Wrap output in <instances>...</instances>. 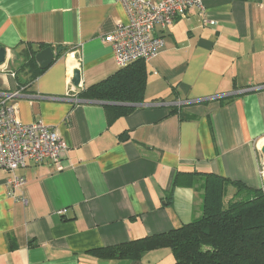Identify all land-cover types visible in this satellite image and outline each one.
<instances>
[{
	"label": "crops",
	"instance_id": "1",
	"mask_svg": "<svg viewBox=\"0 0 264 264\" xmlns=\"http://www.w3.org/2000/svg\"><path fill=\"white\" fill-rule=\"evenodd\" d=\"M126 22L116 0H0V98L17 93L19 120H41L66 145L60 169H16L20 188L0 169V264H173L168 247L138 259L97 250L198 218L201 173L264 187V0H204L156 28L164 45L142 62V103L109 120L81 93L119 70L104 37ZM41 44L52 63L34 79L17 72Z\"/></svg>",
	"mask_w": 264,
	"mask_h": 264
},
{
	"label": "trees",
	"instance_id": "2",
	"mask_svg": "<svg viewBox=\"0 0 264 264\" xmlns=\"http://www.w3.org/2000/svg\"><path fill=\"white\" fill-rule=\"evenodd\" d=\"M39 50L45 48L39 45ZM18 70H27L31 79L42 72L34 62V51ZM60 51L57 52V55ZM138 60L119 69L113 75L88 87L83 98L104 103L108 119L130 112L134 106L118 103H142L144 68ZM19 86L24 83L18 78ZM204 194L201 215L166 233L98 249L107 257L138 259L153 248L168 247L173 264H264V187L252 188L212 173H201ZM235 188L236 199H225L226 187Z\"/></svg>",
	"mask_w": 264,
	"mask_h": 264
},
{
	"label": "built area",
	"instance_id": "3",
	"mask_svg": "<svg viewBox=\"0 0 264 264\" xmlns=\"http://www.w3.org/2000/svg\"><path fill=\"white\" fill-rule=\"evenodd\" d=\"M116 1L123 6L127 22L118 23L104 41L110 45L119 69L138 60L149 61L160 53L164 37L154 34L156 28L163 31L175 20L185 18L190 9L196 8L200 12L204 9V0ZM75 91L70 88V92ZM16 95L3 94L0 98V169L12 173L7 179L11 189L25 183L24 178L14 172L27 161L51 162L60 169L66 148L57 132L41 120L28 123L19 120L15 106L8 103Z\"/></svg>",
	"mask_w": 264,
	"mask_h": 264
},
{
	"label": "water",
	"instance_id": "4",
	"mask_svg": "<svg viewBox=\"0 0 264 264\" xmlns=\"http://www.w3.org/2000/svg\"><path fill=\"white\" fill-rule=\"evenodd\" d=\"M54 56L55 54L53 52V49L51 47H45L35 53L34 61L39 70H44L52 63ZM4 59H5V49L0 46V63H3ZM79 81H80V73L79 70L75 69L73 71L71 83L75 88H79ZM108 104H117V103H108ZM118 104L125 105L127 103H118ZM260 151L264 158V145L261 147Z\"/></svg>",
	"mask_w": 264,
	"mask_h": 264
},
{
	"label": "rangeland",
	"instance_id": "5",
	"mask_svg": "<svg viewBox=\"0 0 264 264\" xmlns=\"http://www.w3.org/2000/svg\"><path fill=\"white\" fill-rule=\"evenodd\" d=\"M234 191L233 190H231V189H229V190H227L226 189V197H225V199L227 200V199H230V200H234V199H236L235 198V196H234V193H233ZM233 193V194H232Z\"/></svg>",
	"mask_w": 264,
	"mask_h": 264
}]
</instances>
